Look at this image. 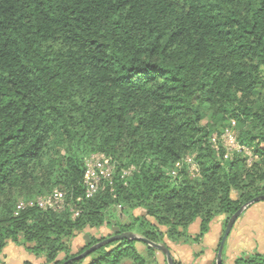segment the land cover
Segmentation results:
<instances>
[{
    "label": "trees",
    "instance_id": "16d2710c",
    "mask_svg": "<svg viewBox=\"0 0 264 264\" xmlns=\"http://www.w3.org/2000/svg\"><path fill=\"white\" fill-rule=\"evenodd\" d=\"M230 127L231 157L220 141ZM95 153L116 168L87 198L84 162ZM55 190L60 209L15 214ZM258 195L264 0H0V264L20 238L45 264H148L140 240L125 238L75 256L126 230L187 242L196 219L199 242L216 216ZM105 225L110 234H86L71 251L77 233ZM233 264H264V252Z\"/></svg>",
    "mask_w": 264,
    "mask_h": 264
},
{
    "label": "rangeland",
    "instance_id": "374dc122",
    "mask_svg": "<svg viewBox=\"0 0 264 264\" xmlns=\"http://www.w3.org/2000/svg\"><path fill=\"white\" fill-rule=\"evenodd\" d=\"M227 140L228 133L225 132L220 141L225 146L227 154L231 157L234 153L233 151L237 148L231 143L227 145ZM215 141L218 142V140ZM191 158L192 156L188 155L186 159L190 163L189 172L196 174L197 168L195 165H192ZM250 161L251 158H249L248 162ZM233 195L235 196V193ZM143 212L142 209L134 210V214L137 215ZM230 217L231 215L227 214L216 216L210 224L209 232L199 242H193L191 239L198 233L199 220L196 219L188 228L190 238L187 242H173L164 237V243L169 247L173 259L179 262L178 264H216L219 243ZM122 219H124L123 216ZM149 219L152 220L151 218ZM160 228L162 230L165 229V227ZM112 231L113 229L106 225L101 228L86 227L72 239L71 251L76 252L85 245L86 234L90 233L96 237H100L106 236ZM20 242V244L8 242V245L5 247L6 252L12 251L14 258H17L14 264H20V262L29 264L28 261L34 264H45L38 261L36 259L38 256L27 249L30 243H24L21 238ZM134 246L148 261V264H167L165 255L158 249H148L141 241H135ZM252 252H264V200H259L246 207L236 219L223 246L221 261L223 264H233V260L237 256ZM62 256L63 253H60L58 258ZM122 264H131V260L125 258Z\"/></svg>",
    "mask_w": 264,
    "mask_h": 264
},
{
    "label": "built area",
    "instance_id": "2783aa9c",
    "mask_svg": "<svg viewBox=\"0 0 264 264\" xmlns=\"http://www.w3.org/2000/svg\"><path fill=\"white\" fill-rule=\"evenodd\" d=\"M225 132L228 133L227 145L228 143H231L234 144L236 148H238L239 146L235 141L234 132L232 128H226L223 134H225ZM115 168V162H113L109 156L103 153H95L88 156L84 162L83 173L85 196L87 198L93 197L100 189L104 188L106 185L112 184ZM132 170L133 167H130L128 169H122L121 176L123 177L129 175ZM33 205H37L39 208L43 209H60L63 206V194L62 192L55 190L48 195L39 196L36 199L29 200L27 202L20 201L16 205L15 214H17L26 206Z\"/></svg>",
    "mask_w": 264,
    "mask_h": 264
},
{
    "label": "water",
    "instance_id": "95a60500",
    "mask_svg": "<svg viewBox=\"0 0 264 264\" xmlns=\"http://www.w3.org/2000/svg\"><path fill=\"white\" fill-rule=\"evenodd\" d=\"M259 200H264V195H258V196L253 197L252 199H250L249 201L244 203L242 206H240L231 215V217L229 218V220H228V222L226 224V227L224 229L223 235H222L220 243H219L217 256H216V264H220L221 263L223 246L225 244L227 236L229 235V233L231 231V228H232L233 224L235 223L236 219L245 210L246 207H248L252 203L257 202ZM122 238H125V239H128V240H140V241H143L146 244H148L149 246L161 251L165 255L167 264H174L173 257L171 255L170 249H169L168 246H166V244L153 242V241H151V240H149L147 238H144V237H141V236L137 235L135 232L130 231V230H126V231H123L121 233L113 234V235H110V236L104 238L103 240L91 245L90 247L85 249L80 254L76 255L75 258H83L84 256H86L90 252L94 251L98 247L103 246V245H105V244H107L109 242L115 241V240H120ZM68 261H71V259L67 260L66 262H68ZM66 262H64V263H66Z\"/></svg>",
    "mask_w": 264,
    "mask_h": 264
},
{
    "label": "crops",
    "instance_id": "0c3cea01",
    "mask_svg": "<svg viewBox=\"0 0 264 264\" xmlns=\"http://www.w3.org/2000/svg\"><path fill=\"white\" fill-rule=\"evenodd\" d=\"M7 245L8 244H6V246ZM5 247H4V249L2 251V254H1L2 255L1 256L2 260L4 261L5 264H14L15 261L17 260V258H14V256L12 255V251L6 252ZM36 259L38 261H41V263L44 262V259L41 258V256H38ZM40 259H42V260H40ZM28 262H29V264H34V263L30 262V261H28ZM20 264H23V263L20 262Z\"/></svg>",
    "mask_w": 264,
    "mask_h": 264
}]
</instances>
